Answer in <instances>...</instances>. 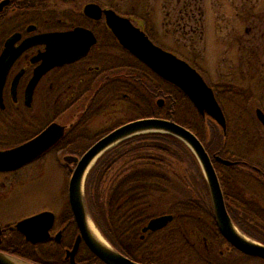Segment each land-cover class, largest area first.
Returning <instances> with one entry per match:
<instances>
[{
	"label": "trees",
	"instance_id": "16d2710c",
	"mask_svg": "<svg viewBox=\"0 0 264 264\" xmlns=\"http://www.w3.org/2000/svg\"><path fill=\"white\" fill-rule=\"evenodd\" d=\"M33 1L39 2L40 12L46 8L43 0ZM135 61L136 63L132 62L135 66L131 67L134 68V72L130 71L129 67L122 68L118 81L121 92L129 91L143 104L141 108H135L136 118L162 117L172 120L194 133L203 142L212 158L220 155L219 153L222 155L226 149L224 148L226 136H223L220 130L211 128V122L207 124L181 90L169 85L139 60ZM130 83H133V86H130ZM160 97L166 99L164 108L156 106ZM208 133L212 134L210 141ZM90 147L88 143L82 149L76 148L73 142L72 149L67 148L66 151L83 155ZM175 161L194 168L196 174L193 173L190 179L174 176L172 163ZM198 164L189 147L172 135L151 133L129 139L112 148L93 169L87 185L88 190H85L88 191L86 195L88 211L106 240L135 262L182 264L186 257L188 258L186 264H235L225 258L213 259L207 252L205 255L198 254L194 244L190 242L189 229L192 232L190 234H195L198 240L210 239L221 247L226 243L214 221L208 188ZM214 167L226 200L233 199L239 203V209L232 210L238 227L250 238L264 244V209L256 207V210L243 196L247 191L250 193L248 182L251 183L254 179L253 173L247 169L237 172V167H226L216 161ZM112 172L113 183L109 192L104 194L103 185ZM180 179L183 184L178 183ZM262 184L260 186L264 192V182ZM171 191H175L177 202L171 206L174 221L165 229L169 230L167 236L169 240L164 243L163 248L154 249L148 240L160 232L148 236L146 241L139 239L142 228L152 219L146 217L147 207L151 206L150 200L154 195ZM70 211L68 205L67 211L63 213L68 227L67 234L61 244L32 245L15 230L13 234L9 232L5 234L2 251L34 264H70L64 252L73 245L78 233L74 216ZM202 215L207 221L200 218ZM180 225L182 230L179 228ZM171 236H175L179 241L172 243ZM234 250L236 254L233 252L231 256L246 258L241 252ZM78 252L77 262L80 264H104L85 244H82ZM178 256H181V259Z\"/></svg>",
	"mask_w": 264,
	"mask_h": 264
},
{
	"label": "rangeland",
	"instance_id": "374dc122",
	"mask_svg": "<svg viewBox=\"0 0 264 264\" xmlns=\"http://www.w3.org/2000/svg\"><path fill=\"white\" fill-rule=\"evenodd\" d=\"M43 2L46 7L40 12V15L45 17L41 20V24H46L41 25L43 29H66L76 25L81 20L80 12L89 3L112 8L123 16L132 17L136 24L146 27L159 46L187 60L197 68L208 84L228 88L232 98L224 103L231 121L230 133L233 134L229 139L231 145L227 146V149L264 167V143L261 146L257 141L258 139L264 141V128L259 124L255 113L257 109L264 111V0H43ZM258 25L257 38L251 41L250 45L247 44L245 41L247 37L244 35L246 26L250 28L251 34H257L255 28H258ZM246 45L247 48H244ZM251 47L255 52L249 51ZM132 116L134 114L122 106L115 121H125L133 118ZM104 123L105 119L102 118L94 122L89 134H95ZM47 159L50 160L43 163L48 164L43 165L41 171L29 179L24 176L39 170L38 166L35 165L16 175V181L9 178L6 183L4 176L0 177V188L7 190L6 196L0 198L2 225L16 224L45 211L62 214L61 212L67 209L69 178L65 179L62 169L53 163L54 159L51 157ZM172 164L174 176L190 179L193 173L196 174L194 168L180 161ZM92 171L86 179V190ZM112 176L114 172L103 185L104 194L111 188ZM260 179L262 181V178ZM3 182L6 183L4 187ZM178 183L183 184V181L180 179ZM248 187L250 193L247 191L243 195L246 201L257 203L263 208L264 202L256 198L261 197V192H258L260 190L255 186ZM87 192L85 191L86 195ZM174 192L154 195L150 200L151 206L147 207L146 217L174 215V212H171V206L177 202ZM200 218L207 221L203 215ZM179 228L182 230L181 225ZM168 231H160L148 240L150 245L154 249L163 248L164 243L169 240ZM190 233L192 234L189 229L191 244H194L198 254L205 255L203 240H198L195 234ZM170 240L172 243L179 241L175 236H171ZM223 250L224 248L220 246L208 255L218 259L220 251ZM179 258L181 259V256ZM225 258L235 264H264V260L250 256L246 257L247 259L234 256ZM187 260L185 257L182 264H186Z\"/></svg>",
	"mask_w": 264,
	"mask_h": 264
},
{
	"label": "flooded vegetation",
	"instance_id": "af4514ba",
	"mask_svg": "<svg viewBox=\"0 0 264 264\" xmlns=\"http://www.w3.org/2000/svg\"><path fill=\"white\" fill-rule=\"evenodd\" d=\"M39 6V2H34L33 0H0V58L6 50L7 41L19 35L12 46V52L16 57H14L7 68L0 91V152L20 147L29 141L31 142V140L47 130L52 124L65 127V132L64 136L57 144L52 146L48 151H45L44 154H41V156L32 161V163L16 171L0 172V177L4 176L6 183H8L7 181H9V178H14V181H16V175L25 172L33 166L35 167V165L38 166L39 170L37 169L24 176L29 179V177H32L35 173L40 172L43 165L48 164L43 162L50 160L47 159L50 157L54 159L53 163L62 169L65 179H70L73 171L72 167L74 168V165L64 161L65 157L82 156L66 151L67 148L72 149L73 142L76 148L80 147L82 149L88 143L92 148L101 138L117 128L142 119L136 118L134 110L136 107L141 108L143 104L138 102L129 91L121 92L119 89L120 82L118 81L120 76L119 71L122 68L127 69V67H129V70L134 72V68L131 67L135 66L132 62L136 63V58L120 47L118 40L107 27L105 18L103 17L100 20L88 18L82 10L79 15L81 20L70 28L43 29L41 25L46 24H41L43 18L40 17ZM31 7L32 9H30ZM84 8L85 7H83V9ZM129 18L135 26L144 31L145 34L157 44L152 37V33L146 27L136 24L132 17ZM77 27L92 31L96 38V43L91 47L88 54L79 61L77 60V62L48 70L33 87L32 81L36 78V72L43 63V59L41 58L42 54L46 52V45L37 43V36L51 32L70 31ZM255 29L257 30V34H251L250 28L246 26L244 35H246L247 39L245 41H247L249 45L251 41L253 42L257 38L259 34V25L258 28L256 27ZM252 47L249 51L255 52V49H252ZM244 48H247V45L244 46ZM9 59L10 58L7 59L6 63ZM129 85L133 86V83ZM208 85L213 89V93H215L216 99L227 120V130L223 133L224 131L213 119L202 117L207 124L211 122V128L220 130L223 136H226V142H224V148L226 149L222 155L219 153L220 155H215L213 157V163L216 161V157H221L222 159L234 163L231 166L222 164L223 166L231 168L237 167V172L246 169L251 171L254 175L252 176L254 179L252 178L253 180L251 183L248 182V186H255L258 188L260 190L258 192H261V197L256 196V198L263 201L264 192L260 184L263 185L262 182H264V167L254 163L252 160L236 155L227 149V146L231 145L229 139L233 133H230L231 121L226 113L227 109L224 102L231 100L230 91L228 88L219 85H213L211 83ZM163 100L164 104L160 107L159 104ZM166 103V99L160 97L156 102V106L164 108ZM122 106L128 109L129 112H132L134 116L125 121H115V118L118 117L120 107ZM197 113L200 115L198 111ZM100 118L105 119L103 127L95 132V134H89L91 126ZM258 122L261 125L260 121ZM210 133H208L209 141L212 138V134ZM257 141L259 145L263 146L264 141L261 139ZM216 162L221 164L218 161ZM260 178H262V181ZM5 182L2 184L3 187L6 185ZM0 189V198H3L6 196L7 190L5 188ZM224 199L228 214H230L233 222L239 226L234 219V214H232V210L239 209V203L233 199L226 200L225 196ZM252 205L255 208L264 209V207L261 208L257 203H252ZM65 211H67V209L61 212L62 214H55V224L51 232H49L51 237L46 243L61 244L65 239L68 228L65 218L63 217ZM147 224L148 222L145 226ZM0 225L2 228L0 251H2L6 239L5 234L7 232L13 234L16 229L15 224L2 225L0 223ZM144 227L142 228V235L139 238L141 241H146L148 236L158 233H143ZM59 233L61 234L60 242H57L55 237ZM21 236L24 238L23 235ZM203 242L208 254L215 252L217 248L220 247L210 239H203ZM72 247L73 245L66 248L65 252ZM222 247L224 250L220 251V258L224 259L225 256L233 257L231 256L233 252L236 254L235 248L228 244L227 241ZM228 261L233 263L231 260Z\"/></svg>",
	"mask_w": 264,
	"mask_h": 264
},
{
	"label": "water",
	"instance_id": "95a60500",
	"mask_svg": "<svg viewBox=\"0 0 264 264\" xmlns=\"http://www.w3.org/2000/svg\"><path fill=\"white\" fill-rule=\"evenodd\" d=\"M88 18L100 20L103 17L107 27L118 40L124 50L129 52L147 68L160 76L169 85H173L181 90L200 113L201 117L213 119L224 131L227 130V120L223 110L216 99L213 89L208 85L203 76L187 61L156 45L139 27L127 17L121 16L113 9H104L96 3H89L83 9ZM19 35L9 39L6 50L0 58V91L7 68L13 61L15 54L12 46ZM37 43L46 45V52L42 54V65L36 72L33 87L37 81L48 71L55 67L72 64L84 58L91 47L96 43V38L92 31L77 27L65 32H51L37 36ZM8 62L6 63L7 59ZM164 104L161 101L159 106ZM256 116L264 127V111L257 109ZM65 127L52 124L39 136L20 147L0 152V172L16 171L23 166L32 163L45 151L58 143L64 136ZM148 133L169 134L185 143L195 155L202 170L208 188V195L213 209L214 220L218 230L225 240L241 254L250 257L264 259V244L243 234L234 224L230 214H228L224 194L216 174V169L212 157L209 155L202 141L189 129L172 121L161 118H145L127 123L112 131L89 148L81 157L66 156L65 160L75 166L68 185V199L74 221L79 234L76 237L72 249H68L66 260L70 264H79L76 260L78 251L82 243L104 264H141L133 261L126 255L118 251L109 241L106 240L102 232L100 234L109 245L102 243L94 235L90 224H95L86 199L85 183L86 173L96 159L105 150L117 146L122 142L140 135ZM112 149V148H111ZM219 163L231 166L234 163L216 157ZM172 214L162 215L151 219L144 227L143 233L159 232L172 223ZM55 224V213L45 211L37 215L28 217L15 224V229L24 236L27 242L37 245L46 243L51 237L52 228ZM98 229V227L96 226ZM99 230V229H98ZM2 228L0 225V239ZM59 233L55 240L60 242ZM0 264H34L23 258L0 251Z\"/></svg>",
	"mask_w": 264,
	"mask_h": 264
},
{
	"label": "bare ground",
	"instance_id": "6f19581e",
	"mask_svg": "<svg viewBox=\"0 0 264 264\" xmlns=\"http://www.w3.org/2000/svg\"><path fill=\"white\" fill-rule=\"evenodd\" d=\"M113 148V147H111ZM111 148L105 150L104 152H102L96 159H94V161H92V164L90 165L87 173H86V178L88 177V175L90 174V171L93 169V167L95 166V164L97 163L98 159L101 158V156H103V154H105L108 150H110ZM91 230L94 233V235L99 239V241H101L104 244H108V242L104 239V237L100 234V232L98 231V229L96 228V226L94 224H90Z\"/></svg>",
	"mask_w": 264,
	"mask_h": 264
}]
</instances>
